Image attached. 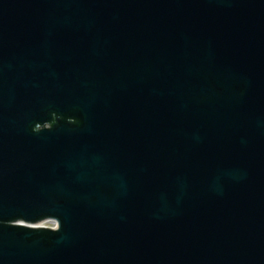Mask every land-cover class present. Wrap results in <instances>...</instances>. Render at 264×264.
<instances>
[{"label": "water", "instance_id": "water-1", "mask_svg": "<svg viewBox=\"0 0 264 264\" xmlns=\"http://www.w3.org/2000/svg\"><path fill=\"white\" fill-rule=\"evenodd\" d=\"M0 264H264V0H0Z\"/></svg>", "mask_w": 264, "mask_h": 264}, {"label": "bare ground", "instance_id": "bare-ground-1", "mask_svg": "<svg viewBox=\"0 0 264 264\" xmlns=\"http://www.w3.org/2000/svg\"><path fill=\"white\" fill-rule=\"evenodd\" d=\"M47 221H49V220H47ZM52 222L54 223V220H52ZM40 224H44V222H41Z\"/></svg>", "mask_w": 264, "mask_h": 264}, {"label": "rangeland", "instance_id": "rangeland-1", "mask_svg": "<svg viewBox=\"0 0 264 264\" xmlns=\"http://www.w3.org/2000/svg\"><path fill=\"white\" fill-rule=\"evenodd\" d=\"M47 223L53 225V223H51V222H47Z\"/></svg>", "mask_w": 264, "mask_h": 264}]
</instances>
